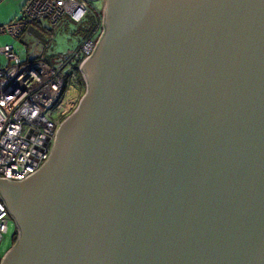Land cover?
Returning a JSON list of instances; mask_svg holds the SVG:
<instances>
[{
  "label": "water",
  "instance_id": "water-1",
  "mask_svg": "<svg viewBox=\"0 0 264 264\" xmlns=\"http://www.w3.org/2000/svg\"><path fill=\"white\" fill-rule=\"evenodd\" d=\"M105 16L50 161L0 179L22 231L2 264H264V0Z\"/></svg>",
  "mask_w": 264,
  "mask_h": 264
},
{
  "label": "built area",
  "instance_id": "built-area-1",
  "mask_svg": "<svg viewBox=\"0 0 264 264\" xmlns=\"http://www.w3.org/2000/svg\"><path fill=\"white\" fill-rule=\"evenodd\" d=\"M89 11L86 0H26L21 17L8 24L0 23V35L20 38L34 22L51 31L42 22L57 25L65 16L80 24ZM32 32L29 30L33 36ZM104 34L105 20L99 12L97 29L78 49L62 56L58 65L37 55L35 49L21 56L13 46L0 47V179L21 183L50 161L59 129L70 117L62 114L66 89L78 76L85 79L82 67ZM42 44L39 40L36 47ZM2 57L6 65H2ZM11 217L0 194V248L9 232ZM5 255L0 254V264Z\"/></svg>",
  "mask_w": 264,
  "mask_h": 264
},
{
  "label": "rangeland",
  "instance_id": "rangeland-1",
  "mask_svg": "<svg viewBox=\"0 0 264 264\" xmlns=\"http://www.w3.org/2000/svg\"><path fill=\"white\" fill-rule=\"evenodd\" d=\"M25 3L26 0H4L0 4V23L8 24L21 17V10ZM101 10L96 7L90 8L86 19L80 24L71 21L66 16L57 25H51L47 21L42 22L43 26H47L52 31L53 38L44 33L38 36L35 32H32L34 34L32 36L29 31L25 32L20 38H15L9 34H2L0 35V47H4L5 45L13 46L15 51L21 56L29 55L30 51L35 49L37 55L44 56L52 65H58L62 56L65 57V55L78 49L84 42V39H87L88 35L97 29L99 12L102 14L104 20H106L105 11ZM39 40L43 44L48 45V48L45 45L36 47ZM1 63L2 65H6V59L2 57ZM88 87L89 83L81 76H78L74 82H69V87L66 89L67 94L65 95L67 102L62 109V114L64 112L66 118L71 116L79 107L82 98L88 92ZM16 231L15 221L10 219L9 232L0 248V254L5 255L11 248V243L9 244V242Z\"/></svg>",
  "mask_w": 264,
  "mask_h": 264
},
{
  "label": "flooded vegetation",
  "instance_id": "flooded-vegetation-1",
  "mask_svg": "<svg viewBox=\"0 0 264 264\" xmlns=\"http://www.w3.org/2000/svg\"><path fill=\"white\" fill-rule=\"evenodd\" d=\"M86 1L88 2V7H90V8L96 7V8H99L100 10L103 9V11H107V9H108L109 0H100V1H97V2H92V1H88V0H86ZM11 219L15 221L14 218L11 217ZM15 224H16V227H17V231L13 234V237H12V239L9 242V244L11 243V248L9 250L14 248L18 244V241H19V239L21 237V234H22L21 228L17 224L16 221H15ZM9 250L7 252H9ZM2 262H3V260H2Z\"/></svg>",
  "mask_w": 264,
  "mask_h": 264
},
{
  "label": "trees",
  "instance_id": "trees-1",
  "mask_svg": "<svg viewBox=\"0 0 264 264\" xmlns=\"http://www.w3.org/2000/svg\"><path fill=\"white\" fill-rule=\"evenodd\" d=\"M97 21H98V20H97ZM29 30L35 32L36 35H38V36H39V34H41V33H44V34H46V35H49L50 37L53 36L52 31H48V30L42 28L41 24L38 23V22H34V23L31 24L30 26H28V28H27V32H28ZM89 35H90V34H89ZM89 35H88V36H89ZM84 40H85V39H84ZM42 43H43V42H42ZM43 45H45V47L48 48V47L46 46V44H42V46H43Z\"/></svg>",
  "mask_w": 264,
  "mask_h": 264
}]
</instances>
